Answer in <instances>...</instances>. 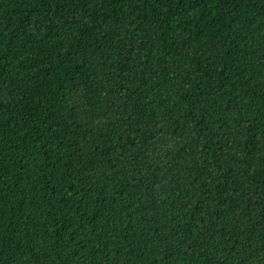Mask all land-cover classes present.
<instances>
[{"label": "trees", "instance_id": "1", "mask_svg": "<svg viewBox=\"0 0 264 264\" xmlns=\"http://www.w3.org/2000/svg\"><path fill=\"white\" fill-rule=\"evenodd\" d=\"M0 264H264V0H0Z\"/></svg>", "mask_w": 264, "mask_h": 264}]
</instances>
